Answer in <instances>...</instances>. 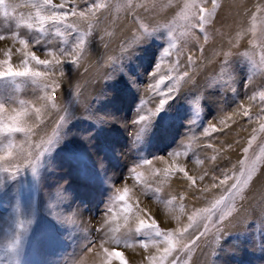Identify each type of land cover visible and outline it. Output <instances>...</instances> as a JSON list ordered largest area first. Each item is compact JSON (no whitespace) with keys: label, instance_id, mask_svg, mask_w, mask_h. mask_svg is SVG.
I'll use <instances>...</instances> for the list:
<instances>
[{"label":"rangeland","instance_id":"374dc122","mask_svg":"<svg viewBox=\"0 0 264 264\" xmlns=\"http://www.w3.org/2000/svg\"><path fill=\"white\" fill-rule=\"evenodd\" d=\"M36 2L0 5V35L6 37L0 41V71L9 59L22 70L26 54L35 52L52 61L45 67L28 58L33 71L48 73L37 79L59 86L53 106L52 98L45 99L50 88L31 78H15L19 87L12 78L0 79V104L27 111L30 116L21 121L32 129L0 132V169H8L0 171V264H100L104 248L121 254L111 264H151V249L169 245L135 228L153 218L177 241L155 264H264V0H215L203 31L198 10H212L213 0H53L69 13L66 22L82 32L88 22L71 9L87 14L94 3L107 5L93 9L78 64L70 62L78 33L51 21L39 31ZM61 48L68 55L60 56ZM49 53L62 63L56 65ZM161 75L182 78L153 115L175 83L166 79L164 95L158 94L150 85ZM140 115L148 119L133 123ZM60 116L67 122L61 124ZM211 126L216 131L205 133ZM58 131L62 138L55 142ZM241 160L252 180L232 193L234 208L224 221L219 213L206 221L202 210L229 196ZM179 168L194 178V186ZM125 188L131 195L121 201ZM189 223L193 227L183 233ZM17 236L19 243L9 250Z\"/></svg>","mask_w":264,"mask_h":264},{"label":"snow or ice","instance_id":"6c2138e0","mask_svg":"<svg viewBox=\"0 0 264 264\" xmlns=\"http://www.w3.org/2000/svg\"><path fill=\"white\" fill-rule=\"evenodd\" d=\"M0 5L4 6L5 9H7L9 7V5H5L4 4V0H0ZM106 4H101V3H94L91 7H89L87 9V14L83 11L81 12H77L75 8L71 9V14L78 16L79 19L81 20H86L88 22V31H80L78 26L73 24V23H67L66 19L67 16L69 15L68 12L63 11L64 9V5H56L53 3V0H38V2H36L34 4V7L37 9L36 11V20L39 22V31L43 32L45 31L44 25L46 22L51 21L54 25L56 24H64V27L66 29H71L73 31H76L78 33V42L76 44V48L73 50V52L70 54V62L73 64H78L80 59H81V54L83 52L85 43H86V37L91 33V28H92V23H91V19L90 16H94L95 13L93 11V9H100L102 7H106ZM119 6V5H118ZM131 6V5H129ZM14 7V5L12 6ZM187 7V5L185 6ZM216 8V3L215 0H213V9L209 10L206 9L204 7H200L198 10V25L200 27V30L203 31L204 30V24L207 23L209 21V18L211 16H213L214 14V9ZM47 11V15L42 14L43 12ZM7 14V12L5 11V15ZM181 17L184 19H187L186 16H184V13L182 12ZM192 27H196L197 25H191ZM28 28H32L33 25L29 24L27 25ZM57 34L60 33L59 28L56 29ZM6 37L4 35H0V41L4 40ZM20 43L25 44V46H27V42L23 39L20 40ZM174 46V45H173ZM50 55L53 56V60L55 61L56 65H60L62 63V61L59 59V57H57L55 54L53 53H49ZM10 55V54H9ZM59 55L60 56H65L68 55L66 53V50L61 48L59 50ZM165 55H168V50L165 49ZM28 58L31 59V61H34L35 64L37 65H42V66H49L50 64H52V61H50L49 59H41L40 57H38L35 52H30L26 54V58L23 61L24 67L22 70H15L10 62V59L8 61H4L3 63H5L7 65V67L3 70L0 71V79H5V78H12V82L16 83L15 78L20 77V78H31V82L33 84H42V86L44 88H50V96L49 97H45V99L48 98H52L53 99V106H55V100H54V96H55V91L56 89L59 87L58 85H56L54 82L53 84L49 85L47 83H44L43 81H39L37 78H41V77H47L48 73L47 72H39V71H33L28 64ZM262 59H264V57H262ZM178 63V62H177ZM157 69L159 68V65H156ZM188 74L187 72H185L183 74L184 77H186ZM156 73H153V77L155 78ZM182 77H180L179 75L177 77H172V76H164L161 75L159 77V79L157 80L155 85H150V88L153 91H156L158 94L160 95H164V93L161 91V85L165 84V80H174L175 83L172 84V86L168 87V96L167 98H161L159 100V105L156 109V112L153 113V115H156L157 113H159L160 111L163 110L164 106L166 105V103L168 102V99L171 98V93L174 91H177L176 88V84L179 82V80ZM17 86L19 87V84H17ZM253 99H255V97H253ZM260 99L264 100V92H262L260 94ZM3 108V105L0 104V109ZM26 115V113L24 112H18L16 113V115L9 117V120L11 121L10 123H0V132H4L7 133L8 135H12L13 133H25L27 134L28 132H30L31 126L28 125L26 122H22L21 121V117ZM40 115V110L37 109L36 111V116L39 117ZM243 115L245 117H249V112L245 109L243 112ZM148 118L140 115L139 116V121H133V123H139V122H144L146 121ZM59 120L61 122V124H64L67 122V116H60ZM95 122L97 123H102L105 121V118H101V117H95ZM145 130V127L140 129V131L137 133L136 135V139H140L143 132ZM209 130L211 131H216V128L214 126H211L210 129L206 128L204 129L205 133H207ZM262 130H264V128H262ZM61 132H57L55 133V142L59 139H61ZM252 140H255V136L252 137ZM252 140L249 141V147H251L252 144ZM53 141H49V144H52ZM8 152L7 155L11 156L12 152H11V148H12V144L11 142L8 144ZM248 148L244 149V152L247 153L248 152ZM264 151V150H262ZM5 159L4 156H0V160ZM240 164V169L238 172L237 176L231 177V179L233 180V183L231 184V192L229 193L228 197L222 196L221 198L217 199L210 208H206L203 209L202 211L205 213L204 219L206 221H211L213 215H215L216 213H219L218 215V219L222 222L224 221L228 215L231 214L233 208H234V203L231 201L230 197L232 195V193L240 191L244 186H247L249 184V182L252 180V170L248 169L246 167L247 165V161L246 160H241L239 162ZM19 167H17V172H19ZM0 171H8V169H0ZM33 175H35L37 173V168L35 166H32L31 169ZM179 172L183 173L184 176L186 177V179L188 181H192L193 186L195 185V180L192 176L188 175L186 170L184 168H179ZM201 180L204 179L203 176L200 177ZM227 179H229V177H225L224 181H221V183H225L227 181ZM128 189L125 188L123 190V194L119 196V199L121 201H124L127 197L128 194ZM57 196L58 197H62V193L60 192V190H57ZM226 201H228V203H226ZM124 211L130 212L131 208L130 207H126L124 209ZM128 217L125 216V220L127 221ZM191 217H189V220L191 221ZM191 227H193L192 223H189L188 227L183 229V233H186ZM209 225L206 223L204 225V231L200 233V236L206 234L207 230H208ZM135 232L136 233H140V234H144V235H154V237H162L163 241L169 245L168 247H165L163 249L165 255H168L170 253H172L174 251L173 245L175 243H177V241L174 240L173 238V234L171 232H163L160 227L158 226V222L153 218L151 219V221H147V220H140L138 226L135 228ZM183 233H181V235H183ZM200 236H196L195 239H193L191 241L192 244H195L196 240H198L200 238ZM116 244H120L121 241L119 239H116L114 241ZM19 243V236H17L16 241L14 244H10L8 246L9 250H14L15 246ZM126 243V241H125ZM182 248H186L187 244H182L181 245ZM104 252V257L103 259L100 261V264H111V260L113 257H119L121 256L120 253L117 252H111L109 251L108 248H104L103 249ZM171 264H175V262H171Z\"/></svg>","mask_w":264,"mask_h":264},{"label":"bare ground","instance_id":"6f19581e","mask_svg":"<svg viewBox=\"0 0 264 264\" xmlns=\"http://www.w3.org/2000/svg\"><path fill=\"white\" fill-rule=\"evenodd\" d=\"M33 103H35V107H39L40 109L42 108V109H44L43 107H41V105H40V103H38L37 101H35V102H33ZM21 112V111H20ZM41 112V111H40ZM16 112L15 111H11L10 109L8 110V108L7 109H5L4 107H3V109H0V118H3L5 121H6V118L9 120V117H11V116H14V115H16L15 114ZM25 113H26V115H24V117H29L30 115H28L29 113L27 112V111H25ZM21 118H23V117H21ZM131 191V190H130ZM129 193V192H128ZM134 193V192H133ZM135 193H137V192H135ZM130 194V193H129ZM131 195V194H130ZM136 196V195H135ZM140 196V195H139ZM133 197H134V195H133ZM131 198V197H130ZM136 199V198H135ZM129 200H131V199H129ZM140 200V199H139ZM143 201V200H142ZM137 202V201H136ZM139 202V201H138ZM133 203H135V202H133ZM131 204V203H130ZM143 204V202H141L140 203V205H142ZM134 205V204H133ZM136 209L138 208L137 206L135 207ZM136 214V213H135ZM159 219V218H158ZM242 231H240V233H241ZM245 234V233H244ZM242 238V237H241ZM140 245V244H139ZM259 248V247H258ZM140 249V248H139ZM137 250V249H136ZM145 250V249H144ZM254 250H255V248H254ZM256 251V250H255ZM259 251V250H258ZM253 252V251H252ZM260 252V251H259ZM151 253L154 255H156V257H155V259H154V262H156L157 261V257L158 256H160V254H162L163 253V248H160V247H155V249H151ZM128 254V253H127ZM129 258L131 257V255H129L128 256ZM153 262V263H154ZM153 263H151V264H153ZM143 264H149V262L148 263H143ZM155 264V263H154Z\"/></svg>","mask_w":264,"mask_h":264}]
</instances>
